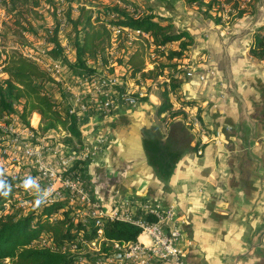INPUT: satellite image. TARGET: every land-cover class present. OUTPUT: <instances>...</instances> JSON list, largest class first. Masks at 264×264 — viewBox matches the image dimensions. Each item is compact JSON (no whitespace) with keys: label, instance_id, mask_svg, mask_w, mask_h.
Instances as JSON below:
<instances>
[{"label":"crops","instance_id":"0c3cea01","mask_svg":"<svg viewBox=\"0 0 264 264\" xmlns=\"http://www.w3.org/2000/svg\"><path fill=\"white\" fill-rule=\"evenodd\" d=\"M179 2L166 0L155 13L194 38L178 94L196 103L185 108L197 112L209 141L160 114L157 92L135 107L117 103L81 124L92 153L88 182L106 208L124 198L175 206L190 264H264V62L250 54L264 20L216 24ZM170 156L175 167L163 176L158 165Z\"/></svg>","mask_w":264,"mask_h":264},{"label":"trees","instance_id":"16d2710c","mask_svg":"<svg viewBox=\"0 0 264 264\" xmlns=\"http://www.w3.org/2000/svg\"><path fill=\"white\" fill-rule=\"evenodd\" d=\"M59 1L10 0V9L7 12L12 17L17 15L18 20V16L23 14V8L35 12L44 3L55 12ZM64 1L69 2V5L73 2V0ZM240 1L225 0L222 4L232 5L237 17L243 18L248 12ZM186 3L189 6L204 5L206 15L221 14L220 9L216 8L217 3H221L219 0L208 2L186 0ZM124 4L126 6L120 4L105 6L98 13L93 9H87L86 5H81L76 18H73L69 11L67 19L74 36L75 61L70 62L63 55L65 47L59 41V29L55 30L49 40V44L52 45L50 57L62 60L74 77L82 75L81 78H84L96 72L95 67L89 62L103 60V56L112 51L116 45L124 52V57L117 59L118 63L125 67V73L130 79L154 82L158 77L168 76L170 83L162 87L159 113H167L174 121L184 119L186 114L183 108L196 104L194 101L183 100L178 94L187 78L185 68L189 65L187 61L194 45L193 36L186 29H177L170 18L157 15L152 7L144 9L135 4L127 2ZM250 6L255 8L254 4ZM110 17H116V20H109ZM214 20L218 22L220 19L214 18ZM27 30L33 32V26L30 24ZM128 34L133 35L132 41L129 42L131 51L125 45L128 42L126 37ZM171 44H177V48L169 49ZM153 50L161 51L160 57L164 58L165 62L161 61L159 64L154 61V67L149 69L146 56ZM250 54L264 62V24L253 36ZM5 62L3 72L7 78L0 81V122L6 121V118L14 114L19 106L22 111V121L28 127L31 125L30 116L37 113L41 117L44 131L62 130L68 136L66 146L75 148L76 142L79 147H85L79 116L69 110H62L60 104L48 91V85L56 84L51 74L22 54L7 55ZM171 95L177 97L180 109L175 105ZM145 100L147 97L140 98V102ZM224 131L230 132L226 129ZM176 161V158L170 156L166 162L158 165L163 176L171 174ZM84 165L83 162L77 163L80 169H84ZM7 181L12 185V192L8 197L0 196V211L4 203L17 192L18 182L12 179ZM37 195L39 194L24 195L12 205L10 212L0 215V264H95L96 259H92L91 253L81 241H93L98 229L92 224L75 221L72 212L65 210L68 203L66 200L49 205L43 203L39 207L33 202L26 213L16 208L17 204L24 201H34ZM53 217H57V220L52 221ZM141 235V228L122 221L108 222L104 230V237L109 242H136ZM43 239L49 243V246L40 245ZM74 244L77 245L76 252L70 249ZM64 247L67 248L65 251ZM103 250H109L106 244H103ZM80 253L86 258V263L80 260L79 256H82Z\"/></svg>","mask_w":264,"mask_h":264},{"label":"built area","instance_id":"2783aa9c","mask_svg":"<svg viewBox=\"0 0 264 264\" xmlns=\"http://www.w3.org/2000/svg\"><path fill=\"white\" fill-rule=\"evenodd\" d=\"M28 58L50 73L56 84L64 85L67 92H73L76 87L80 89L74 100L79 109L73 107L68 110L79 116L81 124L96 115H110L117 103L135 107L140 98L147 96L138 85L135 92L114 87L116 82L112 77L98 78L89 75L76 80L69 67L60 59L51 58V63L45 64L38 57ZM75 80L79 86L74 85ZM186 108H183L187 113L184 118L186 125L192 131L201 133L203 141L204 138L209 141L200 125L197 112ZM21 114V108H17L14 114L6 118L7 122H0V169H3L4 178L18 182L17 192L4 203L0 215L10 212L12 205L24 195L40 194L39 191H26L22 186L23 180L32 176L37 179L42 190L50 189L44 204L66 200L68 203L65 210L72 212L75 221L92 224L98 229L93 241H81L91 253L92 259H96L95 264H190L186 261L181 246L185 221L175 206L162 209L147 200L129 198L121 199L110 208L100 205L88 182L85 165L84 169L77 167V163L86 164L89 160L92 154L90 149L86 146L75 149L65 144L54 145L46 137L38 135V127L33 123L28 127L22 121ZM226 130L232 131V128L227 127ZM222 134L223 132H218L216 137ZM35 200L24 201L17 204L16 208L26 213ZM51 220L56 221L57 217ZM113 221L137 226L142 229V235L136 242H109L104 237V230L106 224ZM103 244L109 248L108 251L103 250ZM40 245L49 246V243L43 239ZM66 249L63 248L64 251ZM70 249L76 252L77 245H72ZM79 257L83 263L87 262L83 254Z\"/></svg>","mask_w":264,"mask_h":264},{"label":"rangeland","instance_id":"374dc122","mask_svg":"<svg viewBox=\"0 0 264 264\" xmlns=\"http://www.w3.org/2000/svg\"><path fill=\"white\" fill-rule=\"evenodd\" d=\"M164 1L166 0H73L72 6V4L69 5V2L60 0L58 2V9L55 12L53 8H49L44 3H42V5L35 10V12H30L29 10H27V8H23V14L18 16L17 20V15L12 17L7 12L10 9V0H0V81L7 78L6 74L3 72L6 65L5 60L7 58V55L18 53L28 57H38L45 64L49 62L51 63L50 51L52 49V45L49 44V40L56 29H59V41L65 47L63 55L70 62L75 61V47L73 42L74 36L72 35V27L68 23L67 14L69 11H71L73 18H76L78 16V9L79 7H81V5H86L87 9H93L94 12L98 13L102 11L105 6H113L115 4L126 6V4H124L125 2L138 5V7L141 8L144 7V9H150L152 7L155 10V7H157L158 4H161ZM175 1H180L179 3L187 5L186 0ZM208 1L209 0H206V2ZM219 1L221 3H217L216 8L220 9V16H213L210 14L206 15L204 11V5L195 4L190 7H195L192 8V10L195 12L196 17L200 20L210 21L221 25L230 24L231 26L239 22L259 24L264 20V0H241V5L244 6L248 12V14L243 18L237 17V12L236 10H234V8H232V5L222 4L225 0ZM253 4L255 5V8H253V6H250ZM169 5L170 3L165 7H171V5ZM214 18L220 20L218 22H215ZM111 19L116 20V17H110L109 20ZM30 24L33 26V32H28L27 30L30 28ZM126 37L128 38V42L125 45L131 51V44L129 42L132 41L133 35L128 34L126 35ZM169 47V49H176L177 44H171ZM160 56L161 51H149L146 56L147 67L149 69H152L154 67V61H157L159 64L161 63V61L165 62V59L161 58ZM121 57H124V52L121 49L117 48L115 45L112 51L107 52L103 56V60L99 59L89 62V64L96 69V72L91 76L98 78L112 77L116 82V84L113 85L114 87H123V89L126 91L135 92L136 86L138 85L144 93L150 94L152 92H157L159 96L161 94L162 87L170 83V79L167 78L168 76L164 75L155 79L154 82L151 80L145 81L140 79L137 81L136 79H130V77L125 73V67L118 63L117 59ZM103 62H105V64ZM81 77L82 75H78L76 77V80L81 79ZM76 80L74 81V85L79 86ZM90 89L92 90V88ZM79 90L80 89L76 87L75 89H73V92H67L64 85L62 84L48 85V91L50 92L51 97L56 102H58V104H60V108L64 111L73 109V107H75L76 110L79 109V107L76 105L78 103L75 104L74 102L77 97L76 95L79 93ZM177 102L179 105L176 104ZM177 102L175 103V105L178 109H180V103L179 101ZM185 114V117H187L186 112ZM41 121V117L37 113H34L32 114V116H30V123H33L38 127V135L40 137H46L47 140L51 141L54 145L65 144L67 142L68 136L65 132H63L62 130L44 131V126L43 124H41ZM75 143L74 147H77L78 145H76ZM76 147L75 149L81 148L79 146L77 148Z\"/></svg>","mask_w":264,"mask_h":264},{"label":"clouds","instance_id":"9594fccd","mask_svg":"<svg viewBox=\"0 0 264 264\" xmlns=\"http://www.w3.org/2000/svg\"><path fill=\"white\" fill-rule=\"evenodd\" d=\"M22 186L26 191L33 190L40 192V194L37 195V198L35 200L36 207H39L41 204H43L50 194V189L42 190L40 188V185L38 184L37 179L33 178L32 176H27L23 180ZM11 192H12V185L8 183L6 178H4L3 169H0V196L8 197L11 194Z\"/></svg>","mask_w":264,"mask_h":264},{"label":"bare ground","instance_id":"6f19581e","mask_svg":"<svg viewBox=\"0 0 264 264\" xmlns=\"http://www.w3.org/2000/svg\"><path fill=\"white\" fill-rule=\"evenodd\" d=\"M143 240L145 239V237L142 238Z\"/></svg>","mask_w":264,"mask_h":264}]
</instances>
